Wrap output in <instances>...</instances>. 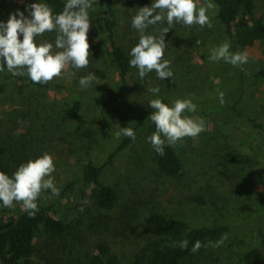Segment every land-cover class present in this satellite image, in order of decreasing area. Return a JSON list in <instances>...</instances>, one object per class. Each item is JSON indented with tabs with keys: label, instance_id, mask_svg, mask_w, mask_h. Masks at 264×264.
<instances>
[{
	"label": "rangeland",
	"instance_id": "rangeland-1",
	"mask_svg": "<svg viewBox=\"0 0 264 264\" xmlns=\"http://www.w3.org/2000/svg\"><path fill=\"white\" fill-rule=\"evenodd\" d=\"M207 2L198 0V6ZM28 4L0 0V12L10 15L19 10L27 16ZM116 8L118 40L130 51L139 40L131 26L138 10ZM217 12V8L208 12L211 28L175 23L165 34L164 59L171 61L173 72L165 80L158 79L155 71L141 79L135 68L127 85L121 83L110 66L99 0L89 10L91 54L86 68L69 66L47 84L33 83L26 74L0 72V85H4L0 92V171L12 177L22 163L50 154L55 164L52 177L60 191L58 196L43 191L38 208L50 209L74 231V236L56 242L38 236L34 264H71V251L81 259L101 242H107L115 254L129 262L153 238L143 224V217L153 211L181 218L192 227H236L222 246H206L190 264H243L250 249L258 247L264 253V79L253 76L264 65V42L239 50L249 57L243 70L223 60L210 61L211 49L225 41L230 42V51H238L226 37ZM263 21L264 1L252 15H242L238 25L245 28ZM164 27L166 22L158 23L147 33L158 35ZM56 35L55 31L45 32L36 42L52 43L55 53L60 51L55 48ZM89 73H94L96 80L82 88L79 80ZM137 85L143 89L136 90ZM157 86L158 94L149 92ZM220 92L224 93L223 105ZM156 98L170 105L176 99L191 98L197 111L186 115L205 121L206 130L197 138L186 137L176 145L185 166L179 180L160 175L155 150L148 141L156 130L148 119L153 112L148 102ZM80 101L82 112L71 119L69 110ZM118 127H131L136 136L131 146L110 162L112 153L126 139L116 138ZM17 142L28 144L27 148H13ZM15 156L17 163L11 160ZM89 161L105 168L101 180L121 194L112 211L98 209L91 187L81 181ZM197 199L206 200L207 205ZM21 212L20 204L13 209L0 205V217H16Z\"/></svg>",
	"mask_w": 264,
	"mask_h": 264
},
{
	"label": "clouds",
	"instance_id": "clouds-1",
	"mask_svg": "<svg viewBox=\"0 0 264 264\" xmlns=\"http://www.w3.org/2000/svg\"><path fill=\"white\" fill-rule=\"evenodd\" d=\"M97 0H66L63 10L53 14V9L47 3H31L26 6L28 15L17 10L11 13L6 22L0 21V72L5 70L13 76L27 75L33 83L47 84L61 77L69 66L76 69L86 68L91 54L88 33L91 27L90 9H94ZM217 6L207 2L198 6V0H154L150 6L139 8L132 17L131 26L138 32V43L131 48L129 64L138 70L139 78L143 79L148 73L155 71L158 79L165 80L173 76L170 68L171 61L164 59L167 47L165 34L175 23L185 26L199 25L201 28L212 27L209 10ZM167 27L160 30L158 35L147 33L150 26L165 23ZM57 33L55 48L47 41L37 44L36 38L45 32ZM22 36V39H21ZM199 44V41H196ZM230 42L225 41L211 49L210 61L223 60L234 67L248 63L246 52L230 51ZM243 70V68H242ZM75 75V73H70ZM96 80L94 73H89L79 80L82 88H87ZM149 92L158 94L160 88L150 87ZM221 105L225 103L224 93L220 92ZM153 112L149 120L155 125V131L148 137L153 149L163 156L165 145L175 147L186 137L195 139L206 130L202 117L186 115L195 113L197 106L191 98L176 99L171 106L156 98L148 102ZM116 138L121 136L135 139L136 133L131 127H118ZM55 171L53 157L44 153L35 160L22 163L12 177L0 171V202L3 207L13 209L15 204L21 205V210L34 218L39 208L37 200L45 190H51L54 196L59 195L52 173ZM83 211V208H81ZM223 234L216 242L202 245L197 240L191 248L196 253L202 246L220 247L227 240ZM188 240L179 242V247L188 248Z\"/></svg>",
	"mask_w": 264,
	"mask_h": 264
},
{
	"label": "trees",
	"instance_id": "trees-1",
	"mask_svg": "<svg viewBox=\"0 0 264 264\" xmlns=\"http://www.w3.org/2000/svg\"><path fill=\"white\" fill-rule=\"evenodd\" d=\"M25 3H47L53 14L62 12L66 0H15ZM264 0H212L217 6V20L224 28L226 37L239 51L243 48H253L264 42V21L260 24L239 28L238 21L242 15H252L257 4ZM154 0H99V10L103 14V29L107 37V45L111 52L110 66L114 68L123 85H127L131 73L130 51L119 43L118 28L119 16L116 7L129 10H139L150 6ZM10 15L0 12V21L6 22ZM3 61H0L2 64ZM7 71L6 65L4 66ZM3 71V72H4ZM255 78L264 79V65L260 66L253 74ZM4 85H0V92ZM136 90L143 89L137 85ZM162 102L171 106L166 100ZM82 103L76 102L69 110L71 119H75L82 112ZM133 143V139L126 137L110 156V162L122 151ZM23 142L13 143V148L20 150L27 148ZM19 162L17 156L11 159ZM154 161L160 175L174 180L183 177L185 166L177 146L165 145L164 155L154 152ZM11 162V161H10ZM104 167H99L89 161L84 167L81 181L86 187H91L94 205L102 211H112L120 202L121 194L116 187L106 184L101 180ZM200 204L207 205L206 200L197 199ZM2 205V202H0ZM143 224L153 238L141 248L129 262L115 254L107 242L99 243L90 254L79 259L73 251L70 252L71 264H190L196 253L191 251L194 243L199 240L202 245L218 241L223 234H230L236 230L229 224H215L213 226L192 227L187 221L164 214L158 211L150 212L143 217ZM73 227L65 224L54 216L47 208H39L34 218L22 211L16 217H0V264H34L37 256L38 236L53 241L64 240L74 236ZM188 240V248L182 250L179 242ZM243 264H264V253L258 248H252L245 253Z\"/></svg>",
	"mask_w": 264,
	"mask_h": 264
}]
</instances>
